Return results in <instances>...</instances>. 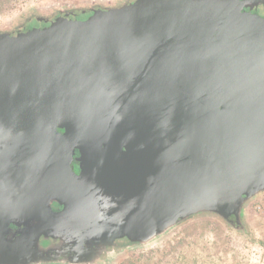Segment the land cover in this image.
I'll use <instances>...</instances> for the list:
<instances>
[{
    "label": "water",
    "instance_id": "obj_1",
    "mask_svg": "<svg viewBox=\"0 0 264 264\" xmlns=\"http://www.w3.org/2000/svg\"><path fill=\"white\" fill-rule=\"evenodd\" d=\"M247 6L127 0L0 31V264L42 256V237L100 264L194 218L243 227L264 194V18ZM12 223L30 230L7 245Z\"/></svg>",
    "mask_w": 264,
    "mask_h": 264
},
{
    "label": "rangeland",
    "instance_id": "obj_2",
    "mask_svg": "<svg viewBox=\"0 0 264 264\" xmlns=\"http://www.w3.org/2000/svg\"><path fill=\"white\" fill-rule=\"evenodd\" d=\"M123 1L127 0H0V31L16 30L38 15L62 9ZM243 223L244 233H239L216 217L194 218L151 247L127 250L114 260L99 263L209 264L207 261L222 255L227 264H264V194L249 204Z\"/></svg>",
    "mask_w": 264,
    "mask_h": 264
},
{
    "label": "flooded vegetation",
    "instance_id": "obj_3",
    "mask_svg": "<svg viewBox=\"0 0 264 264\" xmlns=\"http://www.w3.org/2000/svg\"><path fill=\"white\" fill-rule=\"evenodd\" d=\"M244 10L247 13L255 14L264 18V0H248V6L245 7ZM78 156L79 155L77 153L74 156V173H80L78 169V162L76 160ZM51 208L54 212H59L62 210V207L56 203H54ZM29 230V226L12 223L10 224L7 234L4 237L3 243L7 245L14 244L17 240L23 237L25 232V234H27ZM58 247V241H55L51 238L46 239L42 237L38 241L34 242L33 245V251L41 252L42 256H33L31 254L29 258L22 260L21 263L16 264H60L69 262V260H71L69 256L65 257L62 254H58V252L62 251V249ZM55 250L57 251L55 252ZM104 254H107V252Z\"/></svg>",
    "mask_w": 264,
    "mask_h": 264
},
{
    "label": "trees",
    "instance_id": "obj_4",
    "mask_svg": "<svg viewBox=\"0 0 264 264\" xmlns=\"http://www.w3.org/2000/svg\"><path fill=\"white\" fill-rule=\"evenodd\" d=\"M6 1V0H5ZM2 0V2H5ZM15 2L17 0H14ZM10 2V1H9ZM2 4V3H0ZM234 227H231L232 230H234L233 228H235L236 232L239 233H244L243 228L241 226H239L238 224H233ZM240 227V228H238ZM234 230V231H235ZM197 257V256H196ZM209 258V257H208ZM215 259V260H214ZM227 257H223L222 255H218V258H213L214 261H207L209 264H227L228 261H226ZM197 260V259H196ZM196 260H194L193 262L195 263ZM178 262H176L177 264ZM193 264V263H192Z\"/></svg>",
    "mask_w": 264,
    "mask_h": 264
}]
</instances>
